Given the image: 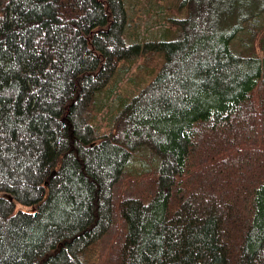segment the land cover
<instances>
[{
	"label": "trees",
	"instance_id": "trees-1",
	"mask_svg": "<svg viewBox=\"0 0 264 264\" xmlns=\"http://www.w3.org/2000/svg\"><path fill=\"white\" fill-rule=\"evenodd\" d=\"M146 1L167 29L128 41L126 0H14L0 264H264V0Z\"/></svg>",
	"mask_w": 264,
	"mask_h": 264
},
{
	"label": "rangeland",
	"instance_id": "rangeland-1",
	"mask_svg": "<svg viewBox=\"0 0 264 264\" xmlns=\"http://www.w3.org/2000/svg\"><path fill=\"white\" fill-rule=\"evenodd\" d=\"M126 4L129 9V16L135 15L134 19H131L130 24L128 23L126 25L125 33L128 36V41H133V33H135V31L141 33V37L148 35L151 39L159 38L166 31L167 26L163 24L164 13H160L159 7L154 2L148 3L146 0H126ZM13 13L14 0H0V32L11 27V25L20 18L18 14L15 15ZM131 61L134 63L138 62L136 59H132ZM120 64L123 65V63L120 62L119 66ZM137 71L138 69L136 66H133L129 73L125 72L124 68L117 71L112 92L103 91L102 94L99 95V100L104 105V108L109 110V113L117 107L120 96L125 97V95H133L131 91L137 94L151 82L156 74V71H154L150 75L141 76L138 79V77L135 78ZM106 109L103 110V112L106 111ZM140 164V162H136L135 167ZM1 194L2 192L0 191V195ZM35 211V207L20 203H17L13 208L14 214L19 212L34 213Z\"/></svg>",
	"mask_w": 264,
	"mask_h": 264
}]
</instances>
